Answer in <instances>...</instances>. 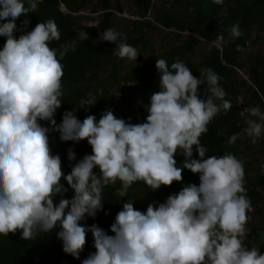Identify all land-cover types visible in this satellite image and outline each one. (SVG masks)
Listing matches in <instances>:
<instances>
[{"label": "clouds", "instance_id": "clouds-1", "mask_svg": "<svg viewBox=\"0 0 264 264\" xmlns=\"http://www.w3.org/2000/svg\"><path fill=\"white\" fill-rule=\"evenodd\" d=\"M40 2L0 0V36L6 38L0 48V234L19 229L21 238L28 240L59 229L56 235L63 251L80 259L90 232L96 251L81 264H264V254L242 241L251 211L242 161L233 154L207 156L200 141L212 119L232 107L219 75L208 68L197 78L181 61L169 66L165 59H158L160 90L150 96L145 122L133 124L112 110L104 111L99 120L87 115L81 121L75 112L97 103L90 93L80 100L81 107L66 110L57 123L64 74L60 59L74 45L50 47L51 41L60 40L53 19L19 38L14 35L22 31L17 21L35 13ZM23 23L26 26L29 21ZM230 34L242 35L238 23ZM79 36L89 38L86 31ZM99 39L115 43L117 57L137 60V49L115 29H105ZM223 39L220 36L213 43L219 46ZM202 85L207 90L203 98ZM245 112L260 115L258 107L244 109L241 115ZM245 123L242 131L255 143L264 134V124L253 119ZM53 132L63 142L86 139L91 145L92 153L78 160L69 174L62 171L61 156L50 148ZM178 150L184 157L180 166L175 158ZM67 155L70 161L76 160L72 148ZM97 167L99 174L94 172ZM185 169L199 174V185L187 184L166 201L150 203L146 211L124 202L110 226L113 234L95 223L82 224L103 210L105 186L119 181L116 191L123 196L134 182L143 181L155 191L182 181ZM69 188L74 195L64 198ZM57 196L61 197L58 203Z\"/></svg>", "mask_w": 264, "mask_h": 264}, {"label": "trees", "instance_id": "trees-1", "mask_svg": "<svg viewBox=\"0 0 264 264\" xmlns=\"http://www.w3.org/2000/svg\"><path fill=\"white\" fill-rule=\"evenodd\" d=\"M90 1L92 0H41L35 13L17 21V27L22 31L14 35L19 38L20 35L34 29L37 24L53 19L60 32V40L51 41L50 47L59 50L61 45H74V48H70L67 54L60 59L64 74L61 78L62 95L59 97L62 103L55 114L57 123L61 122L66 110L72 111L75 107H81L80 100L87 98L90 93L97 103L87 110L79 108L75 112L81 121L87 115H95L99 120L104 111L112 110L116 116L133 124L145 122L148 115L146 107L137 103L130 95L121 90L123 95L120 101L113 102L110 88L114 83L121 80L125 85L135 83L144 96H151L160 90V88L154 89L160 80L156 68L158 59H165L169 66L176 61L183 62L189 54L196 51L203 40L214 42L218 37L223 36L221 47L207 48L202 60L193 63L190 67L192 74L197 78L200 77V72L208 68L217 73L220 77L219 84L227 94L225 99L232 104L226 113L222 111L212 119L208 125V131L201 135L200 141L207 149V156L233 154L242 161L246 195L251 205L260 203L263 199L261 188L264 186V165L255 167L253 163L243 161L242 149L236 143L242 128L237 102L247 83L240 80L235 84L234 74L238 67L243 66L246 56L252 68L251 80L254 84V87H249V90L252 91V98L262 103L264 51H251L250 40L254 30L258 31L259 35L264 33V0H223L222 4L213 3V0H174L170 7L165 3L155 6L153 0H133L139 14L147 16L148 13L154 12L155 22L168 29H175L179 39L186 31L192 32L193 35L175 47L148 57L140 64L130 65L127 70L114 55L117 45L99 39L101 32L105 29L112 28L118 31L112 14L113 0H98L97 7L104 13L100 24L95 28H85L72 14V12L81 10ZM62 4L71 12L64 13L61 9ZM24 19L29 21L26 26L23 23ZM237 23L242 35L233 38L230 34L231 27ZM151 25L152 21L147 18L135 20L126 36L122 35L124 42L136 48L142 42L144 28ZM84 31L89 36L87 40L80 39L79 34ZM259 35L253 43L257 42ZM5 42L6 38L0 36V48ZM57 57L59 59V51ZM104 69H108V76L101 78L100 72ZM151 89H154L152 93L149 91ZM199 91L203 98L207 91L206 85L200 86ZM83 107H88V105H83ZM40 123L50 126L49 122L41 121ZM234 134H237L235 141L229 142V138ZM50 148L53 154L61 156L62 171L65 174L71 172L72 166L78 160L92 153L91 145L86 139L79 143L63 142L59 138V133L56 132L50 133ZM69 148L76 153V160L68 159ZM175 158L178 166L183 164L184 157L180 150L177 151ZM194 158L199 159L198 153L194 152ZM99 171L98 167L94 169L97 174ZM182 177V181H174L170 186L162 185L155 191L145 182L137 181L123 196L118 195L116 191L120 187L119 181L115 185L109 184L102 191L103 210L99 211L95 218L86 217L82 224L89 226L93 223L98 224L111 235L113 233L110 231V226L114 223L115 216L122 209L124 202H132L137 210L146 211L150 203L158 204L166 201L169 195L178 193L187 184L199 185V174L185 169ZM61 183L69 187L66 181L62 180ZM63 195L64 198L70 199L74 193L69 188V191ZM60 198V196L56 197L57 203ZM58 230L41 232L28 240L21 238L22 230L19 229L15 233L10 232L7 236L0 234V264H81L83 259L96 251L94 238L89 232L86 234V245L80 254V259L74 258L63 251V243L56 235ZM242 241L245 247L249 249L255 247L260 250L261 254H264V233H259L252 228Z\"/></svg>", "mask_w": 264, "mask_h": 264}, {"label": "rangeland", "instance_id": "rangeland-1", "mask_svg": "<svg viewBox=\"0 0 264 264\" xmlns=\"http://www.w3.org/2000/svg\"><path fill=\"white\" fill-rule=\"evenodd\" d=\"M155 6L165 3L166 6L170 7L171 3L174 0H153ZM98 0H92L88 2L81 10L77 12H72V14L77 18L78 22L83 25L85 28H95L100 24V21L103 18L104 11L97 7ZM113 9L112 14L114 17L115 26L120 32L121 35L126 36L127 32L132 29L133 22L135 20H144L150 19L152 25L144 28L142 42L136 47L139 55L136 61L129 60L127 58L117 57V61L123 63V68L127 70L130 65L140 64L143 60L147 59L150 56H155L159 53H162L172 47L179 45L183 42L184 39L191 37L192 32L186 31L183 33L182 38H178L177 31L175 29H168L154 20V12L148 13L147 16H143L137 12V9L133 3V0H113ZM121 8V10L119 9ZM61 9L64 13L71 12L65 5H61ZM259 35L258 31L254 30L251 34V51H264V33L259 35V38L256 43H253ZM222 43L217 46L215 43L207 40H203L199 46L196 48V51L193 54L188 55V60L185 59L183 63L186 64L189 68L193 63H198L202 60L204 51L209 47H221ZM101 78L108 76V69H104L100 72ZM252 77V68L248 62V59L245 56V63L243 66L238 67L234 74V82L237 84L238 81L244 80L247 83V86L242 89V92L239 96L237 102V108L239 112V119L242 124L241 132L236 140V143L242 149V160L251 162L255 167L264 165V134L256 139V142H252L246 133L242 131L243 128L247 127L245 120L253 119L258 123L264 124V120L261 119V116H264V94L262 95V103L257 102L252 98L251 90L249 87H254V84L251 80ZM160 80L157 85L154 87L159 88ZM154 89L149 90L151 93ZM123 91L125 94L130 95L137 103L144 105L145 107L150 103V96H144L140 90L137 88L135 83H130L125 85L121 80L114 83L110 88L111 94L113 96V102L118 103L122 97ZM258 107L260 110V115L251 116L249 113L245 112L244 115L241 113L244 109ZM263 199L260 203L251 205V211L247 212L248 220L245 225V235L249 234L252 228L256 229L259 233H264V186L261 188ZM242 237V239L244 238Z\"/></svg>", "mask_w": 264, "mask_h": 264}]
</instances>
